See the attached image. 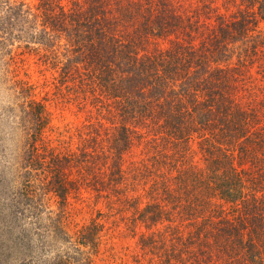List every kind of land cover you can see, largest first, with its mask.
Here are the masks:
<instances>
[{
  "label": "trees",
  "instance_id": "trees-1",
  "mask_svg": "<svg viewBox=\"0 0 264 264\" xmlns=\"http://www.w3.org/2000/svg\"><path fill=\"white\" fill-rule=\"evenodd\" d=\"M23 54L85 113L59 146ZM0 103V264H93L86 194L150 262L264 264V0H0Z\"/></svg>",
  "mask_w": 264,
  "mask_h": 264
},
{
  "label": "rangeland",
  "instance_id": "rangeland-1",
  "mask_svg": "<svg viewBox=\"0 0 264 264\" xmlns=\"http://www.w3.org/2000/svg\"><path fill=\"white\" fill-rule=\"evenodd\" d=\"M18 70V79L33 86L36 99L43 100L48 105L52 115V125L46 133L48 139L54 146H59L62 140L69 141L75 127L86 119L85 113L71 104H62L61 101L55 100L53 88L44 83L45 77L47 80L51 78V73L42 72L43 67L37 63L34 56L26 54L18 56ZM1 127L4 129L0 134L9 136L8 126ZM70 204L72 216L68 228L71 232L75 225L81 227L89 222L90 218H94L96 211L103 212L99 219L103 225V232L98 242L97 253L93 257V264H157L154 259L150 262L152 255L150 252L145 253L140 249L137 242L142 230L133 228L128 219L129 214L117 213V208H112L110 204L98 201L87 194L82 200L70 199Z\"/></svg>",
  "mask_w": 264,
  "mask_h": 264
}]
</instances>
